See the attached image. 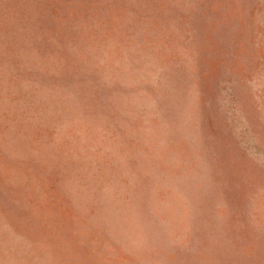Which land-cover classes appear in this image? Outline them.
I'll list each match as a JSON object with an SVG mask.
<instances>
[{
  "label": "rangeland",
  "instance_id": "374dc122",
  "mask_svg": "<svg viewBox=\"0 0 264 264\" xmlns=\"http://www.w3.org/2000/svg\"><path fill=\"white\" fill-rule=\"evenodd\" d=\"M0 264H264V0H0Z\"/></svg>",
  "mask_w": 264,
  "mask_h": 264
}]
</instances>
